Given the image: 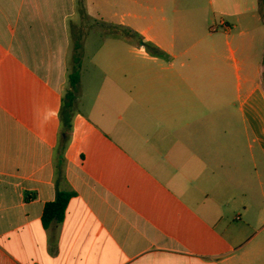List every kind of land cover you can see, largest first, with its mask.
<instances>
[{
  "label": "crops",
  "instance_id": "0c3cea01",
  "mask_svg": "<svg viewBox=\"0 0 264 264\" xmlns=\"http://www.w3.org/2000/svg\"><path fill=\"white\" fill-rule=\"evenodd\" d=\"M0 264H264V0H0Z\"/></svg>",
  "mask_w": 264,
  "mask_h": 264
},
{
  "label": "trees",
  "instance_id": "16d2710c",
  "mask_svg": "<svg viewBox=\"0 0 264 264\" xmlns=\"http://www.w3.org/2000/svg\"><path fill=\"white\" fill-rule=\"evenodd\" d=\"M81 13L86 15L84 9L81 11ZM147 46L149 49H152L151 45L147 44ZM70 83L71 89L66 94L65 105L63 106L62 112L63 121L65 124L70 118L71 108L73 107L77 98L78 86L80 83V71L77 66L70 74ZM72 197V192L59 191L55 200L46 204L42 217L45 227H50L53 223H61L64 220L68 204Z\"/></svg>",
  "mask_w": 264,
  "mask_h": 264
}]
</instances>
